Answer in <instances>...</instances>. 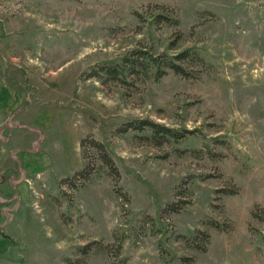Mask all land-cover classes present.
<instances>
[{
  "label": "rangeland",
  "instance_id": "374dc122",
  "mask_svg": "<svg viewBox=\"0 0 264 264\" xmlns=\"http://www.w3.org/2000/svg\"><path fill=\"white\" fill-rule=\"evenodd\" d=\"M133 50L192 57L105 76ZM0 228V264H264V0H0Z\"/></svg>",
  "mask_w": 264,
  "mask_h": 264
},
{
  "label": "trees",
  "instance_id": "16d2710c",
  "mask_svg": "<svg viewBox=\"0 0 264 264\" xmlns=\"http://www.w3.org/2000/svg\"><path fill=\"white\" fill-rule=\"evenodd\" d=\"M153 20L154 23L166 22L168 25H177V26H179L180 24L179 20L177 19L176 15H174V13H171V15L169 14V16L163 13L161 14L158 13L154 15ZM190 57L192 56L189 50H184L176 56H168L167 54L158 55V53L152 54V53L143 52L141 50H133L123 55L122 60L120 61L121 63L118 62L108 63L106 64L105 69L102 70L105 73V76H109L110 78L120 80L121 82H126V79L128 77V72H131V74L139 75L140 72L149 70L151 66L156 67L154 73L156 78L162 76L166 68H170L176 74L185 75L186 69L183 67L181 62L183 60H188ZM128 126L135 130L144 131L147 129L150 132H152V135L150 137H145V138L155 142L156 145H162L167 142H170L171 140H178L179 138L185 136L182 131L175 130L165 125H160L149 119L136 120L133 121V123H131V125ZM81 147L82 148L85 147L84 141H81ZM103 160L104 163L107 164V166L111 167L112 171H115L119 175L111 157H109L106 153H103ZM88 171H89V167L83 168V170H80L79 172L76 173L75 178L82 179L83 176L86 177ZM198 235H200L199 236L200 239L199 240L194 239L193 244H196V248H203L205 242L208 241V237L206 235V232H202V231L199 232ZM2 236L7 237L6 232L3 231L2 228H0V237ZM200 240H201V244L198 243V241ZM94 244L97 245L96 247L98 250L101 248H105L104 245H102V243H95V242L88 243L80 248V253H82V256L80 257V259H78V261L66 260V263L77 264L76 262H80V264H86L87 261H85V258L89 255L88 252L93 249ZM14 248L15 247H13V249ZM106 248L109 249V247ZM13 249H11L9 252H12ZM116 250H119V248H117ZM123 262L125 261L123 260Z\"/></svg>",
  "mask_w": 264,
  "mask_h": 264
},
{
  "label": "bare ground",
  "instance_id": "6f19581e",
  "mask_svg": "<svg viewBox=\"0 0 264 264\" xmlns=\"http://www.w3.org/2000/svg\"><path fill=\"white\" fill-rule=\"evenodd\" d=\"M254 72H257V71H254Z\"/></svg>",
  "mask_w": 264,
  "mask_h": 264
}]
</instances>
